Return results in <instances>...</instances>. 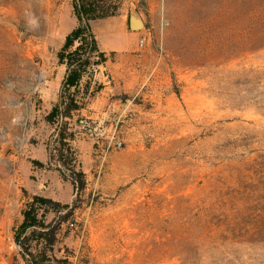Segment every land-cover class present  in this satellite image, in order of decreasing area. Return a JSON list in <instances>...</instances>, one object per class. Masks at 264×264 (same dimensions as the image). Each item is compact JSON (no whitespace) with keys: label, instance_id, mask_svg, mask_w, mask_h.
Returning a JSON list of instances; mask_svg holds the SVG:
<instances>
[{"label":"rangeland","instance_id":"obj_1","mask_svg":"<svg viewBox=\"0 0 264 264\" xmlns=\"http://www.w3.org/2000/svg\"><path fill=\"white\" fill-rule=\"evenodd\" d=\"M76 24L72 0H0V264H26L15 231L35 196L72 264H264V0H122L93 23L102 49L139 34L106 51L103 87L68 119L82 193L46 120Z\"/></svg>","mask_w":264,"mask_h":264},{"label":"trees","instance_id":"obj_2","mask_svg":"<svg viewBox=\"0 0 264 264\" xmlns=\"http://www.w3.org/2000/svg\"><path fill=\"white\" fill-rule=\"evenodd\" d=\"M72 5L77 24L67 33L57 52V61L66 66V73L59 98L46 120L56 127L60 144L51 157L57 160L59 170L69 177L76 190L82 193L88 183L85 173L79 168L76 157H63L65 146H71L73 140L68 131V119L85 108L83 100L87 98L86 95L93 96L103 87L98 85L97 89L91 88L95 70L109 59L107 52L101 48L93 23L119 15L122 0H72ZM43 202H47L44 197L35 196L23 211V219L15 231L20 254L26 264H72L68 258L53 253L58 226L54 221H48L45 213H40ZM69 207L66 205V208ZM68 211L73 213L74 207ZM59 223L61 225L62 221L59 220Z\"/></svg>","mask_w":264,"mask_h":264},{"label":"crops","instance_id":"obj_3","mask_svg":"<svg viewBox=\"0 0 264 264\" xmlns=\"http://www.w3.org/2000/svg\"><path fill=\"white\" fill-rule=\"evenodd\" d=\"M117 17V16H116ZM120 19H117L115 22L112 21L111 23H106L102 29V33H104V35L111 39V38H114L115 36H117V32H121V33H126V29H127V16L126 15H120L119 16ZM102 20V19H100ZM98 21V20H97ZM94 26V24H93ZM94 29L96 31V28L94 26ZM138 31H132V32H128L127 35L128 36H133L135 37V42L132 43L131 41L129 42H124L122 43L120 46L118 47H112L111 49L109 48L110 46L108 47H103L104 51H107V50H116V49H121V50H124V51H129V52H132V51H135L136 49V46H137V36L139 33H137ZM97 33V32H96ZM98 38H99V42L100 44L102 45V42L100 40V36L97 34ZM141 37V36H140ZM140 39V38H139ZM139 42V41H138ZM116 48V49H115ZM61 66H64L65 67V71H64V76H65V73H66V66L65 65H61Z\"/></svg>","mask_w":264,"mask_h":264},{"label":"water","instance_id":"obj_4","mask_svg":"<svg viewBox=\"0 0 264 264\" xmlns=\"http://www.w3.org/2000/svg\"><path fill=\"white\" fill-rule=\"evenodd\" d=\"M130 28L134 30L145 28V22L143 18L138 16L135 12H131L130 14Z\"/></svg>","mask_w":264,"mask_h":264},{"label":"built area","instance_id":"obj_5","mask_svg":"<svg viewBox=\"0 0 264 264\" xmlns=\"http://www.w3.org/2000/svg\"><path fill=\"white\" fill-rule=\"evenodd\" d=\"M146 44H147V37L146 36H142L139 39V42H138L137 53L139 54V56H142V53H143V50H144Z\"/></svg>","mask_w":264,"mask_h":264}]
</instances>
